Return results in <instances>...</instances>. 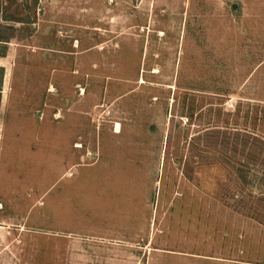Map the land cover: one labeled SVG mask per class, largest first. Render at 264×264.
I'll return each instance as SVG.
<instances>
[{"label": "rangeland", "instance_id": "rangeland-1", "mask_svg": "<svg viewBox=\"0 0 264 264\" xmlns=\"http://www.w3.org/2000/svg\"><path fill=\"white\" fill-rule=\"evenodd\" d=\"M0 88V264H264V0H0Z\"/></svg>", "mask_w": 264, "mask_h": 264}, {"label": "trees", "instance_id": "trees-1", "mask_svg": "<svg viewBox=\"0 0 264 264\" xmlns=\"http://www.w3.org/2000/svg\"><path fill=\"white\" fill-rule=\"evenodd\" d=\"M5 19L7 21H16V23L21 22L18 14H10V13H8L7 15L5 14ZM4 39L5 38H2L3 41L10 42V36H7L6 40ZM1 106H2V89L0 88V115H1Z\"/></svg>", "mask_w": 264, "mask_h": 264}, {"label": "bare ground", "instance_id": "bare-ground-1", "mask_svg": "<svg viewBox=\"0 0 264 264\" xmlns=\"http://www.w3.org/2000/svg\"><path fill=\"white\" fill-rule=\"evenodd\" d=\"M117 131L119 132L120 131V124H117ZM78 147H80V144L78 143V145H77Z\"/></svg>", "mask_w": 264, "mask_h": 264}]
</instances>
